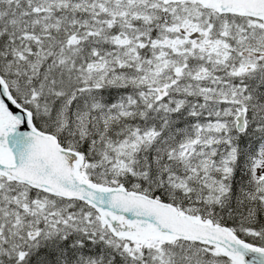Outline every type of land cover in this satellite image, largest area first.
Here are the masks:
<instances>
[{"label":"snow or ice","instance_id":"snow-or-ice-1","mask_svg":"<svg viewBox=\"0 0 264 264\" xmlns=\"http://www.w3.org/2000/svg\"><path fill=\"white\" fill-rule=\"evenodd\" d=\"M0 264H264V0H0Z\"/></svg>","mask_w":264,"mask_h":264}]
</instances>
